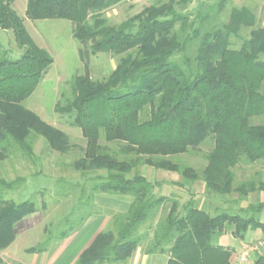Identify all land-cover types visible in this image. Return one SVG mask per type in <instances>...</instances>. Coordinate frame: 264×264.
I'll list each match as a JSON object with an SVG mask.
<instances>
[{"label":"trees","instance_id":"1","mask_svg":"<svg viewBox=\"0 0 264 264\" xmlns=\"http://www.w3.org/2000/svg\"><path fill=\"white\" fill-rule=\"evenodd\" d=\"M15 1L0 0V28L12 29L23 49L13 60L0 43V159L12 147L35 159L38 137L51 151L67 154L72 149L70 137L24 106L54 59L35 43L24 19L12 8ZM121 1L28 0L26 8L33 21L71 22L73 36L84 48L83 60L87 53L120 57L102 81L92 79L85 64V74L71 84V97L55 107L86 140L83 156L73 168L94 181L87 199L96 194L132 199L128 212L110 215L109 227L75 264H124L141 244L145 254L167 255V264H229L232 250L218 244L220 237L232 233L242 240L249 230L264 231L256 216L264 204L241 206L244 215L211 212L200 206L189 187L185 203L155 194L161 182H151L140 168L179 174L183 183H175L180 188L203 182L211 197L236 192L243 199L264 192L262 180L234 186V169L240 163L264 161V122L253 123L264 117V26L257 27L255 13L244 6L232 8L223 23L229 0L201 4L188 13L184 6L193 0H155L120 24H108L103 13ZM246 28L251 29L248 38L241 36ZM233 38L241 41L238 48ZM102 139L117 145V150L102 145ZM209 140L213 149L205 155L203 170L180 161L179 156ZM24 181L0 179V186L14 190ZM80 191L83 200L86 188L81 186ZM95 208L80 223L26 252L48 251L52 242L69 237L88 217L101 213ZM38 211L31 200L0 199V249L15 240V225ZM254 264H264V255Z\"/></svg>","mask_w":264,"mask_h":264},{"label":"rangeland","instance_id":"2","mask_svg":"<svg viewBox=\"0 0 264 264\" xmlns=\"http://www.w3.org/2000/svg\"><path fill=\"white\" fill-rule=\"evenodd\" d=\"M219 0H193L184 6V12H195L202 4L209 6ZM28 0H16L12 4L13 10L24 19L25 26L35 41L42 49H45L54 59L53 64L37 87L36 91L25 102L24 106L45 122L65 132L72 144V149L67 154H60L49 149L47 142L42 137L34 141L35 159L31 160L22 152L10 149L7 156L0 159V179L12 183L16 178L22 177L25 181L17 189H5L0 186V199L21 203L26 200L34 201L39 211L24 218L15 225V240L7 248L0 249V264H29L33 258L26 249L34 247L46 241L50 236L55 237L62 231L70 229L81 222L92 209L98 208L94 202V196L87 199L90 194L92 180L89 177L82 178L80 172L75 171L73 163L83 156L86 140L79 128L71 125V119L67 115L55 111L58 103H64L71 97L72 82L76 76L85 74V64L88 65L89 75L92 79L102 81L106 79L116 67L119 56L112 54L92 55L87 53L86 60L80 55L83 46L73 36V24L67 20H41L33 21L27 18L26 8ZM145 0H123L113 8L103 13V18L110 25H118L127 18L139 13L145 6ZM247 7L257 17V27L264 26V0H229L221 20L226 23L232 8ZM182 9V8H180ZM250 28L243 29L241 36L248 38ZM234 47L238 48L241 41L232 39ZM0 43L3 51L10 59H18L23 49H20L15 40L12 29L0 28ZM264 122V117L254 119L253 123ZM102 145L112 150H117V145L108 144L103 139ZM213 149V141L209 140L197 150L179 156L181 162L193 167L200 172L207 165L205 155ZM177 160V159H176ZM178 161V160H177ZM148 170L149 174L154 168L143 166L140 172ZM156 179L170 181L171 179L183 182V177L176 173L155 170ZM103 172H97L100 174ZM234 186L248 180L264 181V161L255 164L240 163L235 169ZM94 176V175H93ZM203 184V182H196ZM86 188L85 197L81 198L80 187ZM181 195V203L189 199L188 192L176 191ZM206 198L202 206L206 210H228L236 214L244 215L240 211L241 206L257 204L264 201V192L250 193L247 198L241 199L240 195L233 192L231 195L208 201ZM242 203V204H241ZM210 207V208H209ZM95 208V209H96ZM99 209V208H98ZM264 210V209H263ZM262 210V211H263ZM95 214V213H94ZM92 214V215H94ZM214 215V213H212ZM259 219L262 214H257ZM88 219V218H87ZM86 219V220H87ZM85 223V222H84ZM264 242V237L261 238ZM52 242L50 250L55 247Z\"/></svg>","mask_w":264,"mask_h":264},{"label":"crops","instance_id":"3","mask_svg":"<svg viewBox=\"0 0 264 264\" xmlns=\"http://www.w3.org/2000/svg\"><path fill=\"white\" fill-rule=\"evenodd\" d=\"M142 175L148 178L151 182H161V184L155 189V194L157 195L174 197L181 200V195L176 191L185 192L188 189L187 187H189V190L197 194V201L200 203V206L202 203H205L206 198H210L211 200L221 199L220 197H211L207 195L205 193L204 184L194 183L190 186L185 184V187L180 188L175 183L179 182L177 180L171 179L170 181H164L156 179L157 173L155 170H152L149 174V171L144 169ZM188 195L190 198L189 192ZM210 199L207 200L208 204L211 202ZM131 201L132 199L127 196L96 194L94 196V202L101 210V213L88 217L83 226L77 232L65 239L57 241L52 250L49 248L46 252L32 254L33 258L29 264H75L80 254L92 243L95 237L109 227L111 221L110 215L112 213L124 214L128 212ZM259 203L264 204V201L257 202V204ZM259 214H262V218L259 219L258 216L257 218L264 223V210ZM263 237L264 231L262 229L249 230L245 238L242 240L235 238L232 233H225L220 237L218 244L232 250L229 264H240L239 258L244 253H249L248 262L245 264H254L260 256L264 255V245L255 252H252V247L255 243L262 242L260 239ZM144 249L145 244L138 246L128 262L124 264L168 263L169 258L167 255L145 254Z\"/></svg>","mask_w":264,"mask_h":264},{"label":"built area","instance_id":"4","mask_svg":"<svg viewBox=\"0 0 264 264\" xmlns=\"http://www.w3.org/2000/svg\"><path fill=\"white\" fill-rule=\"evenodd\" d=\"M128 1H135V0H128ZM147 3H153L155 0H145ZM264 245L263 242L260 243H255L252 247V252L257 251L260 247H262ZM249 259V253H244L241 255V257L239 258L240 264H245L248 262Z\"/></svg>","mask_w":264,"mask_h":264}]
</instances>
